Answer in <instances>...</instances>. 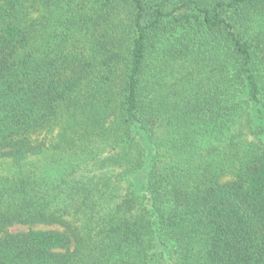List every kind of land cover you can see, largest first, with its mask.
I'll use <instances>...</instances> for the list:
<instances>
[{
	"label": "trees",
	"instance_id": "obj_1",
	"mask_svg": "<svg viewBox=\"0 0 264 264\" xmlns=\"http://www.w3.org/2000/svg\"><path fill=\"white\" fill-rule=\"evenodd\" d=\"M0 264H264V0H0Z\"/></svg>",
	"mask_w": 264,
	"mask_h": 264
},
{
	"label": "rangeland",
	"instance_id": "obj_2",
	"mask_svg": "<svg viewBox=\"0 0 264 264\" xmlns=\"http://www.w3.org/2000/svg\"><path fill=\"white\" fill-rule=\"evenodd\" d=\"M36 228H43V227H36ZM27 230V227H24V226H14L11 231L12 232H16V231H25Z\"/></svg>",
	"mask_w": 264,
	"mask_h": 264
}]
</instances>
